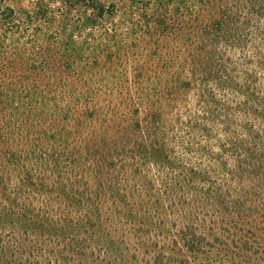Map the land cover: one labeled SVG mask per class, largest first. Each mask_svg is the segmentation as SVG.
<instances>
[{"label":"trees","instance_id":"obj_1","mask_svg":"<svg viewBox=\"0 0 264 264\" xmlns=\"http://www.w3.org/2000/svg\"><path fill=\"white\" fill-rule=\"evenodd\" d=\"M80 8L69 0L64 12L82 25H100L104 8L93 21ZM132 49L142 60L125 68L124 84L144 100L83 148L97 186L103 171H129L141 184L133 195L151 204L149 225L129 216L130 261L264 264V0L181 1L152 16ZM6 144L0 134V264H73L47 250L48 258L35 256L37 247L6 235V228L32 232L19 217L62 221L43 215L48 195L37 198L51 185L47 176L29 165L18 186L5 174L17 158ZM67 207L66 221L81 215L80 205ZM55 241L48 239L68 252L90 247L76 238Z\"/></svg>","mask_w":264,"mask_h":264},{"label":"rangeland","instance_id":"obj_2","mask_svg":"<svg viewBox=\"0 0 264 264\" xmlns=\"http://www.w3.org/2000/svg\"><path fill=\"white\" fill-rule=\"evenodd\" d=\"M181 1L187 0H77L84 20L105 9L94 27L64 12L69 0H0V134L4 150L17 154L5 174L18 186L29 165L35 175L47 176L51 185L37 196L40 202L42 194L49 196L43 215L62 218L19 217V226L31 225L25 235L6 228L9 238L37 247L35 256L48 258L47 250L73 264H133V252L126 250L132 245L129 216L149 225L151 204L133 195L141 184L129 171L119 177L103 171L97 186L83 148L121 123L128 105L142 103L143 96L124 84L125 68L142 60L132 45L152 16L176 10ZM79 205L81 215L66 221L67 206ZM55 238L87 240L90 247L68 252L65 243H48Z\"/></svg>","mask_w":264,"mask_h":264}]
</instances>
